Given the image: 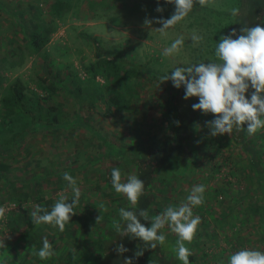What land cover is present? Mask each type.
Listing matches in <instances>:
<instances>
[{"label": "rangeland", "instance_id": "rangeland-1", "mask_svg": "<svg viewBox=\"0 0 264 264\" xmlns=\"http://www.w3.org/2000/svg\"><path fill=\"white\" fill-rule=\"evenodd\" d=\"M51 1L0 0V72L5 77V86L11 79L20 76L29 87H35L34 78L37 72L42 71L43 50L36 53L30 49L27 33L21 28L23 21L17 17L23 11L25 19L29 18L31 10H26L29 3L39 4L43 11H47ZM224 4L228 2L210 0L209 5L217 8L225 7ZM72 5L57 20V28L45 46L55 66L62 65L63 75L67 73L63 64L69 63L82 72L86 63L101 55L96 45L84 38L83 32L97 35L103 47L108 49L114 43L128 40V54L144 64L145 69L139 79L137 94L133 96L128 109L107 113L103 102L91 107L87 103L78 105L70 98L66 117L67 120L76 117L75 124L54 128L56 131L49 127L26 132L22 141L6 155H3L0 145V159L10 162L8 170H0V209L4 210V215L0 217V239L6 245L0 248L2 264H52L54 256L55 264H83L84 259L80 254L84 256L86 248L79 240V231L84 225L77 218L76 230L67 238L63 237L65 231L61 233L47 224H34L36 229L40 228L43 238L49 240L55 254L41 260L27 253V238L20 233L27 228L23 210L35 206V195L39 188H42L46 197H54L55 201L61 192L69 196L72 194L67 188V181L64 180L63 187L58 186L57 174L50 175L49 179L41 178L40 184L31 179L33 174L44 175L46 168L49 171L69 168L70 175L76 179L81 190L80 202L88 201V208L96 209L99 213L105 211H100L101 206L108 210L118 202L125 203L127 200L124 196L117 195L111 186H107L111 175L110 165L116 163L118 158L115 155L105 156L102 152L109 146L136 152L148 143L155 144L171 136L175 96L184 87L178 89L170 80L158 86L159 77L171 72L175 66L201 61L208 63L207 60L214 57V52L206 50V43L216 44L221 36L213 33L214 23L220 16L203 9L191 10L184 20L168 29L166 34L143 27L145 18L171 17L175 6L165 0H72ZM158 5L163 7L162 13L156 11ZM159 27L162 25L152 24V28ZM193 32L204 38L199 46H193L190 38ZM180 37H183L184 44L179 53L164 57L163 49ZM66 79L69 85L67 74ZM76 105L81 116H76L74 112ZM16 117L14 128L23 129L28 123L24 117L17 114ZM206 121L203 117L197 120L195 134L190 140V148L184 153L178 174H171L172 178L168 174L169 179L163 175L155 178L152 191H155L162 204L161 213L167 206H178L184 201L194 185L205 186L204 203L193 208V215L199 216L201 222L193 241L185 243L193 255L196 254L201 260L204 258L207 264L210 263V257L221 264L222 256H226L227 261L229 254L243 248L264 252V225L261 224L259 211L251 208L254 202L262 203L263 192L259 178L248 164V154L240 144L230 139L228 134L210 136ZM94 129L100 132L99 137ZM10 133L4 131L1 137H8ZM246 136L264 159V128L258 129L255 135ZM36 161H40V164L36 165ZM118 168L122 173V181L128 175H133L132 163ZM13 180L16 182L15 187L9 182ZM96 181L99 186H95ZM104 189L111 190L112 194L107 196ZM81 207L87 209L86 206ZM17 214L21 216L22 223L15 226L11 216ZM144 224L150 227L151 221ZM101 227V223H91L87 227V237L96 239ZM161 231L166 236L165 244L169 241L174 244L176 235L167 226ZM139 243L141 245L143 242ZM90 247L96 249L95 240ZM165 249L169 251V248ZM72 251L75 252L72 254ZM23 253H27L25 261L21 257ZM91 255L93 261L88 263L94 264L95 257ZM167 255L176 258L175 253ZM148 264L156 262L152 260ZM177 264L182 262L178 261Z\"/></svg>", "mask_w": 264, "mask_h": 264}, {"label": "trees", "instance_id": "trees-1", "mask_svg": "<svg viewBox=\"0 0 264 264\" xmlns=\"http://www.w3.org/2000/svg\"><path fill=\"white\" fill-rule=\"evenodd\" d=\"M222 1L223 3L228 2V4H224L225 7L221 6L217 8L211 5L203 8L195 5L192 9H203L218 17L220 16L217 22L214 23V26L216 25L213 31L214 34L227 35L233 28L239 32L242 26L254 27L260 24L264 27V0ZM72 6V0H52L47 11H43L39 4L29 3V6L26 8L28 11L31 10L29 18L25 19L22 15L23 11L17 17L23 21L21 22L22 25L21 23L20 25L24 30L23 32L27 33V45L30 49L36 53L43 50V65L42 71L37 72L34 78L35 87L33 88L29 87L20 76L11 79L5 86V77L0 72V145H2L1 150L3 155L11 153V148L22 141L21 138L26 135V132L49 127L56 131L54 128L75 124L76 117L73 120H67L66 117L68 114L66 113L67 103L70 98L78 105L87 103L91 107H96L99 102H103L105 103V111L113 113L116 109H128L133 96L137 94V86L145 66L135 61L128 54L126 50L128 40L114 43L108 49L103 47L101 39L97 35L88 32H83L82 35L96 45L101 55L95 60L86 63L82 72L72 67L69 63L63 64L67 72L66 74L69 75V85H67L66 74L63 75L62 72V65L55 66L45 46L57 28V20L62 18ZM232 8L239 9L237 17L231 15L230 10ZM214 46L215 44L213 43H206V50L214 52ZM184 95L185 90L183 88V91L175 96L171 136L160 139L155 144L148 143L137 149L136 152L123 147L119 148V146H109L102 152L105 156L115 155L118 158L116 163L113 162L110 165V173L114 167H123L127 163L133 164L132 174L137 175L145 184L144 195L139 198L137 207L138 210H147L149 216L159 214L162 209V204L157 199L155 191H152L154 179L159 178L160 175L167 177L171 174L174 176L178 174V170L182 165V159L185 157L184 153L190 148V140L193 139L195 134L197 120L201 117L207 120L214 118L213 114L205 115L200 110H193L192 104L199 102L198 97H191L186 100L184 99ZM246 96L250 98L249 93H246ZM78 105L75 106L74 112L76 116H81ZM16 114L24 117L26 124L28 123L23 129L14 128L17 118ZM176 121L180 122L179 125L176 124ZM27 126L29 128H26ZM4 131L11 133L8 137L2 138L1 134ZM94 131L99 137L100 132L96 131V129ZM246 133L247 129L245 128L243 131H234L229 137L239 143L248 154V164L259 178L258 181L263 192L261 197L262 203L254 202L251 208H256L259 211L261 224L264 225V166L262 165L264 159L259 155L255 145L247 138ZM39 164L40 161H36V165ZM9 167V161L0 159V170H8ZM64 169L65 172L71 173L69 168L58 170L54 168L53 171H49L46 168L44 175L34 173L31 179H34L36 184H40L41 178L46 177L49 179L50 175L57 174L58 186L63 187L65 183L62 171L64 173ZM173 175L169 177L172 178ZM166 179L169 178L167 177ZM9 182L13 187L16 186L14 180L13 182ZM95 186H99L97 181ZM107 186H111V175ZM104 193L107 196L112 194L111 190L105 189ZM118 199H120V196H118ZM35 201V205L39 204L48 207L50 210L55 199L50 196L46 197L42 188H39L38 193L35 195ZM81 206H86L87 209L83 210ZM88 206V201L79 203L76 209L77 214L72 216L71 221L66 224L63 236L67 238L68 235H72L75 232V218L79 219L80 223L84 225L79 231L81 234L79 240L83 242V248H86L84 252L85 257L80 254V257L84 259L83 264H91V262L88 263V261H93L90 258V254H92V258L95 257L94 264H124L125 258H133V264H148V261L152 260L156 264H177L176 258H169L167 255L168 253L170 255L174 253L172 248L175 245V241L174 244H170L169 241L164 246L158 245L156 249H144L143 255L135 257V252L143 248V243L140 245V240H133L127 236L121 237L112 229L113 219L119 220V208H127V201L125 203L118 202L112 209L105 210L102 213H99L96 209L88 208ZM34 207L32 209L24 208L23 215L26 216L27 225L25 224V226L27 228L25 231H20L27 238L29 249L27 253L30 254H32L33 249L39 250L44 240L43 233L39 230L40 228L36 229L30 218V212ZM99 215H102L103 220L101 221L102 227L98 237L96 239L87 237V227L93 222L96 223V217ZM140 219L142 223L146 222L142 217ZM11 220H13L15 226L22 223V218L18 214L11 216ZM94 240L96 249L90 247ZM89 242L91 243L89 244ZM120 244H123L128 251L118 254L115 249ZM165 248H169V251ZM74 252L72 251V254ZM27 253L22 254L23 261L27 260ZM189 259L191 262L195 261L196 255L192 254ZM55 262L54 256L52 264H55Z\"/></svg>", "mask_w": 264, "mask_h": 264}, {"label": "clouds", "instance_id": "clouds-1", "mask_svg": "<svg viewBox=\"0 0 264 264\" xmlns=\"http://www.w3.org/2000/svg\"><path fill=\"white\" fill-rule=\"evenodd\" d=\"M165 2L175 6L171 17L145 18L143 27L166 34L168 29L184 20L195 5L203 8L210 4V0ZM156 11L162 13L164 9L158 5ZM230 12L233 17L239 15L238 8H232ZM154 22L162 27L152 28ZM190 38L193 46H199L204 39L195 32ZM183 44V37L175 39L169 47L163 49L162 55L170 57L178 54ZM207 61L209 62L201 61L173 67L171 72L159 77L158 86L170 80L174 87L178 89L184 87V99L198 97L199 102L192 104L193 110H200L205 115H214L213 119L206 121L210 136L224 134L231 136L234 131H243L245 128L248 135H255L258 129L264 128V27L260 24L254 27L242 26L239 32L233 28L227 35H221L214 46V57ZM246 93H249L250 98ZM179 123L176 121L177 125ZM63 179L67 181L71 196L66 192L59 193L50 210L48 207L35 205L30 212V218L36 226L47 224L62 233L72 216L77 214L81 190L76 179L68 172L63 173ZM111 187L117 195L124 196L128 202L127 208H119V220L113 219L112 229L121 237L127 236L143 242V248L135 252V257L143 255L144 249L163 246L166 236L161 230L167 226L177 237L172 248L176 258L182 264H191L189 257L192 252L185 242L193 241L197 226L201 222L199 216L193 215V208L204 203L206 188L203 184L194 185L178 206L169 205L163 212L151 217L147 210H138L139 198L144 195L145 184L137 175H128L126 180L122 181L121 170L114 167L111 170ZM102 210L106 209L101 206L100 211ZM3 215L4 210L0 209V217ZM141 217L144 221L150 220L151 226H145L141 222ZM102 220V215L96 217L97 224ZM4 247L5 242L0 239V248ZM115 251L123 254L128 249L120 244ZM54 254V249L47 238H44L39 250L33 249L32 252L33 256H38L41 260L48 259ZM124 264H133V258H125ZM227 264H264V252L243 248L229 254Z\"/></svg>", "mask_w": 264, "mask_h": 264}, {"label": "crops", "instance_id": "crops-1", "mask_svg": "<svg viewBox=\"0 0 264 264\" xmlns=\"http://www.w3.org/2000/svg\"><path fill=\"white\" fill-rule=\"evenodd\" d=\"M215 235H216V234H215ZM216 236H217V235H216ZM219 240H220V239H219ZM195 255H196V254H195ZM226 258H227L226 256H222V257H221V260H220V261H221V264H227V261H228V260L226 261ZM203 259H204V258H202V260H201V259L199 258V256L196 255V260H197V261L195 260V261H193V262H191V261H190V262L193 263V264H195V262H198L199 264H207V262H205ZM175 260H176V262L179 261V260H177V259H175ZM209 260H210V263H209V264H219V263H218V260H216V259H212V258L210 257ZM201 261H203V263H202ZM198 263H197V264H198Z\"/></svg>", "mask_w": 264, "mask_h": 264}]
</instances>
